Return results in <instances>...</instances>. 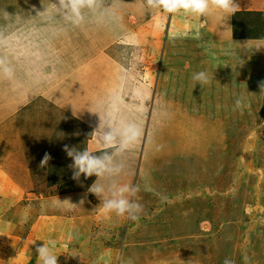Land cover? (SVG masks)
Masks as SVG:
<instances>
[{
    "label": "rangeland",
    "instance_id": "rangeland-1",
    "mask_svg": "<svg viewBox=\"0 0 264 264\" xmlns=\"http://www.w3.org/2000/svg\"><path fill=\"white\" fill-rule=\"evenodd\" d=\"M56 2L0 0V35L14 36L20 18L32 17L35 11L36 15L43 11L44 17L65 15ZM142 3L103 0L99 11L89 12L104 16L105 29L118 35L105 42L104 48L114 55V68L123 74L121 84L127 87L123 93L119 85L115 92L123 93L119 110L135 113L133 136L139 137L134 146L133 179L140 186L137 199L144 212L129 225L122 220L125 217H118L119 227L114 230L119 244L122 247L125 237L135 244L141 242L139 255L144 254L151 264H182L176 257L190 264L193 255L197 262H207L211 255L209 260L214 256L215 264H224L225 259L240 264L245 259L242 238L251 236L247 245L264 242V91L259 87L264 81V49L251 51L264 46V0H237L240 9L229 19L226 32H219L218 11L201 18L182 10L169 14ZM199 71L208 73L210 83L201 86L192 79ZM240 96L245 99L243 109L235 107ZM113 108L117 111V104ZM38 122L34 118L22 127L11 126L10 133L0 135V142H11L15 148L19 145L15 134L21 128L34 129ZM81 135L75 121L60 128L62 140ZM154 139L167 151L150 150L155 163H149L146 175L145 150ZM25 165L27 173L36 166ZM46 168L55 176L61 174L58 166ZM38 178L44 183L39 190L46 189L48 179ZM2 206L0 255L15 261L26 225L21 215L27 209L16 205L9 194L0 201V210ZM94 208L101 212L99 216H107L100 205L89 207V212ZM11 214L8 223L3 218ZM226 246L231 255L223 256ZM137 255L138 250L133 251Z\"/></svg>",
    "mask_w": 264,
    "mask_h": 264
},
{
    "label": "crops",
    "instance_id": "crops-1",
    "mask_svg": "<svg viewBox=\"0 0 264 264\" xmlns=\"http://www.w3.org/2000/svg\"><path fill=\"white\" fill-rule=\"evenodd\" d=\"M45 14L42 11L40 15L21 17L20 28L13 37L0 35V135L10 133L11 126L22 127L34 118L39 121L34 129L16 131L19 145L15 148L11 142H0V187H4L0 201L9 194L16 205L27 209L26 215H21L26 227L23 226L25 232L17 243V259L11 261L0 255V264H39L35 247L49 241L55 244L59 264H129V261L131 264H151L144 254L139 255L143 250L141 242L135 244L125 237L122 247L119 244V234L114 227H119L120 216L106 213L107 216L101 217V212L95 208L93 213L89 212V207L99 206L94 195L87 194L83 205L72 206L65 200L78 204L96 177L86 180L81 177L82 184L73 180L69 167L72 161L63 146L88 148L90 151L102 149L104 146L98 141L97 134L92 133L98 127L99 116L90 113L88 108L99 111L102 128L105 123H112L114 104L120 111V91L115 95L119 82L116 81L118 71L114 68V55L105 52L104 48L105 42L116 38L105 40L96 22L98 15L90 14L87 9L85 20L79 25L73 24L65 15L54 17L51 13L44 17ZM4 39L6 41L2 44ZM5 67L12 70L11 77L4 74ZM95 73L97 78L101 76L100 89L93 94H81L87 82L84 80ZM41 103L45 106L38 107ZM97 105L101 107L97 109ZM73 107L82 110L79 117L73 116ZM73 121L82 130V135L78 139H60V128ZM134 149L125 153L126 157L132 158L133 165ZM45 153L51 156L47 166L60 167V176L39 166ZM151 156L152 153L147 154L145 167L148 172L151 170L149 163H155ZM28 162L36 164L29 173L25 165ZM134 176L132 170L130 183L137 184ZM38 177L48 179L46 189L39 190L44 183ZM127 177L123 174L118 179L121 183H128ZM9 182L14 184L7 185ZM67 184L70 187H64ZM14 189L16 195H13ZM4 209L2 206L0 210L3 216ZM12 215L3 219L9 223L7 218ZM103 218L104 222H101ZM122 220L127 221V225L132 221ZM250 237L241 239V255L245 259L240 264H252L250 259L253 258L255 263L264 264V242L247 245ZM135 250H138L137 256H133ZM210 256L207 262H197L196 255H193L190 264H215L214 256L211 262ZM176 260L189 264L183 258L176 257Z\"/></svg>",
    "mask_w": 264,
    "mask_h": 264
},
{
    "label": "clouds",
    "instance_id": "clouds-1",
    "mask_svg": "<svg viewBox=\"0 0 264 264\" xmlns=\"http://www.w3.org/2000/svg\"><path fill=\"white\" fill-rule=\"evenodd\" d=\"M102 3L103 0H57L56 2L59 8L64 11L66 19L76 25L85 20V9L91 13H96L101 8ZM143 5L151 9H163L169 14H175L182 10L201 18H206L218 11L220 19L225 23L240 9L237 0H143ZM261 49H264V46H256L251 51L253 53ZM241 51L246 54V50ZM240 65L242 66L243 63ZM4 74L11 77L12 70L5 67ZM192 79L201 86L210 83L206 71L194 73ZM259 87L261 91H264V81L259 82ZM244 106V97H238L235 107L243 109ZM100 107L97 105V109ZM72 111L73 116L79 117L82 110L77 111L73 107ZM88 111L99 116V125L92 133L97 134L98 141L104 147L97 151H90L88 148L81 149L76 146L64 145L63 150L72 161L69 167L72 169L73 180L82 184L81 177L86 180L95 176L96 179L88 186L84 198L78 204L72 203L69 199L65 200L72 206L83 205L87 194L90 193L100 201L99 205L105 213H115L117 216L137 221L144 212L143 205L137 199L141 190L140 186L134 183H121L118 179L125 170L123 160L118 159V157L129 152L139 138L131 135L128 131L134 126V122L126 120L119 127L116 126V123H105L102 128L99 111L89 108ZM50 160V154L45 153L39 166L41 168L46 167ZM54 248L55 244L51 241L36 245L35 252L39 257V264H59V255L55 253ZM70 256L75 257L77 255ZM224 264H233V262L225 259Z\"/></svg>",
    "mask_w": 264,
    "mask_h": 264
},
{
    "label": "bare ground",
    "instance_id": "bare-ground-1",
    "mask_svg": "<svg viewBox=\"0 0 264 264\" xmlns=\"http://www.w3.org/2000/svg\"><path fill=\"white\" fill-rule=\"evenodd\" d=\"M132 1V0H130ZM35 11V10H34ZM33 16H36V11H35V15ZM60 15H55L54 17H59ZM99 17V19H96V22L97 24L99 25V31L102 30L104 36H105V40L107 38H116L118 37V35H115L114 33H112L108 28L105 29V19L103 18L104 16H97V18ZM228 23V22H227ZM225 23L224 21H222L221 23H216L218 24L219 26V32H226L227 31V28H228V24ZM96 30V29H95ZM99 31H97L98 33H100ZM93 32H95L93 30ZM13 37V36H12ZM106 76V74H105ZM121 76H123V74H119V72L117 73L116 75V81L118 79V82H119V85H120V90L125 93L127 91V87L124 86L123 84H121ZM110 79V77H109ZM86 82L85 86L82 88L81 90V94L83 95H88V94H93L95 93L96 91H98L100 89V85H101V76L97 78L96 76V73L92 76H90L88 78V80H84V82ZM132 92V91H131ZM121 93V95L123 94ZM135 100H136V97H135ZM1 116V115H0ZM133 117H136L135 113L132 111V109H129V111H126V113H122L120 111H113V114H112V123H116V126L119 127L120 125H122L126 120L127 121H130L132 122ZM99 125V123H98ZM97 125V126H98ZM134 126L132 128V130H134ZM131 128L128 129L129 133L131 134ZM135 133V131H134ZM133 134V132H132ZM163 134V133H162ZM135 146V145H134ZM153 147H156V148H159L161 150H163V147H162V144H161V141L160 140H152V141H149L148 143V146H147V149L145 150V152L148 154L152 153V151H150ZM173 148V146H171V149ZM164 150L167 151V148L164 147ZM164 150L162 151V153H164ZM165 151V152H166ZM153 154V153H152ZM118 159L120 160H123L124 162V165H125V170L124 172L121 174V175H127V180H128V183H130V180H131V176H132V170H133V161H132V158L130 157H126L125 154L122 156V157H118ZM145 165L148 164V162L146 161L144 163ZM147 170L145 171V174L147 175ZM226 241V240H225ZM224 241V242H225ZM228 243V242H226ZM223 245V244H222ZM223 256L225 255H231V248L229 246H226L223 250V253H222ZM252 264H257V262L255 263L254 260L252 261Z\"/></svg>",
    "mask_w": 264,
    "mask_h": 264
}]
</instances>
